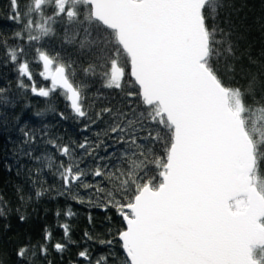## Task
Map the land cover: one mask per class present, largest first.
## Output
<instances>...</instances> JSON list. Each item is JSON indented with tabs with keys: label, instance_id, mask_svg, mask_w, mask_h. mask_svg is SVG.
Wrapping results in <instances>:
<instances>
[{
	"label": "snow or ice",
	"instance_id": "1",
	"mask_svg": "<svg viewBox=\"0 0 264 264\" xmlns=\"http://www.w3.org/2000/svg\"><path fill=\"white\" fill-rule=\"evenodd\" d=\"M10 6V18L22 24L29 42L66 21L68 42L95 56L85 73L99 70L108 88L122 89L130 65L135 89L127 96L137 99L138 117L102 110L113 118L104 135L114 134L127 149L94 155L104 141L93 145L85 138L77 158L69 145L49 141L68 162L48 163L57 167L65 189H94L103 193L105 209H116L125 225L117 233L125 264H264V73H246L245 84L235 82L231 32L217 24L221 0H30L23 13L19 0ZM15 36L23 39L24 33ZM24 51H6L30 82L21 79L19 87L45 98L59 90L76 116L86 117L71 64L36 48L39 76L50 82L38 87L29 61L21 60ZM24 136L35 139L29 131ZM157 145L162 155L155 154ZM84 157L97 161L95 168H81ZM89 176L98 182L89 183ZM62 228L69 237V226ZM51 235L46 232L45 242ZM33 248L47 255L46 243ZM54 248L63 252L66 244ZM35 254L28 245L16 252L22 264ZM79 256L92 264L87 249ZM95 264H109V257Z\"/></svg>",
	"mask_w": 264,
	"mask_h": 264
},
{
	"label": "trees",
	"instance_id": "2",
	"mask_svg": "<svg viewBox=\"0 0 264 264\" xmlns=\"http://www.w3.org/2000/svg\"><path fill=\"white\" fill-rule=\"evenodd\" d=\"M29 2L19 0L22 13ZM221 4L217 24L231 32L237 57L235 82L245 84L246 73H264V0H221ZM11 15L10 0H0V88L4 89L0 92V207L4 208V214L0 216V264H22L16 252L24 245L36 251L35 255L28 257L27 264H89L79 256V252L85 249L92 264L101 256L109 257V264L113 259L116 264H125L126 256L117 236L125 225L116 209H105L103 193H96L94 189L76 185L70 190L65 189L57 167H48V163L49 158L56 165L61 160L68 162V158L61 157L49 141L69 145L77 158L82 153L77 146L85 138L93 145L100 139L104 141L94 155L105 156L114 152L119 155L127 149L126 144L116 141L114 134L104 135L113 118L102 110L110 108L113 113L119 110L128 114L127 119L138 117L141 108L137 106V99L127 96L129 90L135 89L130 65L122 89L108 88L99 70L95 74L85 73L84 69L94 62L95 56L88 49H81L78 42H68L65 30L70 31V26L66 21L53 23V34L39 42H29L28 33L22 24L10 18ZM16 32H23L24 38H16ZM79 39L77 37V41ZM8 47L24 48L21 60L29 61L38 87H48L50 82L39 76L42 65L37 63L36 48L58 57L61 62L70 63L73 80L82 89L87 116H76L59 90L45 98L32 94L30 88L19 87L21 79L25 84L30 82L19 76L18 65L8 59ZM38 112L42 115H36ZM98 113L101 114L99 120L96 119ZM93 120L96 122L92 123ZM86 124L89 125L87 130ZM21 129L29 131L35 139L25 137ZM140 135L146 136L147 131ZM105 146H108L107 151ZM162 152V147L157 145L155 154L159 156ZM96 163L92 157H84L80 167L87 166L91 170ZM154 174H158V170H154ZM98 180L88 177L89 183ZM38 191L42 193L39 197L36 195ZM68 211L73 215L68 216ZM64 224L69 226V237L64 235ZM46 232L52 234L47 242L44 240ZM110 239L112 245L100 243ZM58 242L66 244L63 252L54 248ZM45 243L48 252L43 256L33 246Z\"/></svg>",
	"mask_w": 264,
	"mask_h": 264
},
{
	"label": "rangeland",
	"instance_id": "3",
	"mask_svg": "<svg viewBox=\"0 0 264 264\" xmlns=\"http://www.w3.org/2000/svg\"><path fill=\"white\" fill-rule=\"evenodd\" d=\"M112 261H113L112 264H116V261L114 259Z\"/></svg>",
	"mask_w": 264,
	"mask_h": 264
},
{
	"label": "water",
	"instance_id": "4",
	"mask_svg": "<svg viewBox=\"0 0 264 264\" xmlns=\"http://www.w3.org/2000/svg\"><path fill=\"white\" fill-rule=\"evenodd\" d=\"M123 249V248H122ZM124 252V251H123ZM125 254V253H124ZM125 256H126V254H125Z\"/></svg>",
	"mask_w": 264,
	"mask_h": 264
}]
</instances>
